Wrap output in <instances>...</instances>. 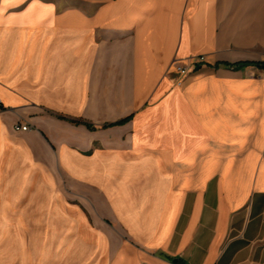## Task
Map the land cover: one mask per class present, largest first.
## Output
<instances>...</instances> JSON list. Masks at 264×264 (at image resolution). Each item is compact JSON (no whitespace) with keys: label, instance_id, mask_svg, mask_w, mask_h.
I'll return each instance as SVG.
<instances>
[{"label":"crops","instance_id":"1","mask_svg":"<svg viewBox=\"0 0 264 264\" xmlns=\"http://www.w3.org/2000/svg\"><path fill=\"white\" fill-rule=\"evenodd\" d=\"M258 64L264 0H0V202L55 170L71 189L50 198L64 235L17 225L10 258L56 244L76 264H264Z\"/></svg>","mask_w":264,"mask_h":264},{"label":"rangeland","instance_id":"2","mask_svg":"<svg viewBox=\"0 0 264 264\" xmlns=\"http://www.w3.org/2000/svg\"><path fill=\"white\" fill-rule=\"evenodd\" d=\"M201 57L203 58V56H199V60ZM193 63L189 60L184 65H190L192 68ZM53 177L55 180L53 184L35 178L34 181L39 183L17 186L16 193H21L20 199L0 202V264H76L79 252L70 246L59 249L56 248V244H24L23 259L20 263L17 262L15 254L10 258V252L13 249L10 251L9 244L5 243V238L9 237L11 230L12 233L15 231L17 225H22L28 230L29 242H33L39 237H41L39 240L46 239L52 223L58 225L56 227H58L61 237L64 235L62 233L64 217H58L50 209L53 204L50 198H54L53 196H57V194L67 196L71 189L57 170L54 171ZM93 218L98 224L107 225L112 230L115 229L112 220L97 218L94 215ZM48 235L49 239H54L53 233L49 232Z\"/></svg>","mask_w":264,"mask_h":264},{"label":"built area","instance_id":"3","mask_svg":"<svg viewBox=\"0 0 264 264\" xmlns=\"http://www.w3.org/2000/svg\"><path fill=\"white\" fill-rule=\"evenodd\" d=\"M202 60L203 58L201 57L199 62L193 63V66L195 67L199 66ZM190 69H191L190 65H183V64H178L177 62H174L173 70L167 71V73L176 74L180 78H184L188 76ZM27 127H28L27 124H21V123H18L16 126V128L21 131H25Z\"/></svg>","mask_w":264,"mask_h":264},{"label":"trees","instance_id":"4","mask_svg":"<svg viewBox=\"0 0 264 264\" xmlns=\"http://www.w3.org/2000/svg\"><path fill=\"white\" fill-rule=\"evenodd\" d=\"M244 65H247V63H240V64H235L233 67H242V66H244ZM258 65H261V66H264V64H258ZM127 120V118H125V119H123V120H120V121H118V122H116V123H114V124H122V123H124L125 121ZM77 123H79L80 121H76ZM87 125H89V124H87ZM111 125V124H110Z\"/></svg>","mask_w":264,"mask_h":264},{"label":"bare ground","instance_id":"5","mask_svg":"<svg viewBox=\"0 0 264 264\" xmlns=\"http://www.w3.org/2000/svg\"><path fill=\"white\" fill-rule=\"evenodd\" d=\"M101 247V246H100Z\"/></svg>","mask_w":264,"mask_h":264},{"label":"water","instance_id":"6","mask_svg":"<svg viewBox=\"0 0 264 264\" xmlns=\"http://www.w3.org/2000/svg\"><path fill=\"white\" fill-rule=\"evenodd\" d=\"M175 261V260H174Z\"/></svg>","mask_w":264,"mask_h":264}]
</instances>
